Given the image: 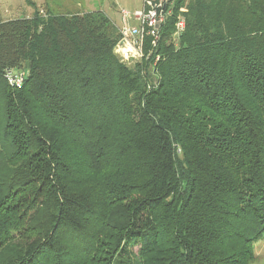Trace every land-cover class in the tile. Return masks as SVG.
<instances>
[{
    "label": "trees",
    "instance_id": "16d2710c",
    "mask_svg": "<svg viewBox=\"0 0 264 264\" xmlns=\"http://www.w3.org/2000/svg\"><path fill=\"white\" fill-rule=\"evenodd\" d=\"M30 5L0 17V264H256L264 0H171L134 65L105 11Z\"/></svg>",
    "mask_w": 264,
    "mask_h": 264
},
{
    "label": "built area",
    "instance_id": "2783aa9c",
    "mask_svg": "<svg viewBox=\"0 0 264 264\" xmlns=\"http://www.w3.org/2000/svg\"><path fill=\"white\" fill-rule=\"evenodd\" d=\"M171 0H144V7L134 13L121 11L123 27L120 30L122 38L117 45L116 52L122 61L130 65L134 59L144 57V38L149 35L154 38L156 45L161 26L165 23L168 14L167 6ZM170 12V11H169ZM136 22V26L132 24ZM185 23L182 19L177 24L178 32L183 31ZM151 55V53L148 55ZM28 72L12 69L6 72V79L11 87L22 88Z\"/></svg>",
    "mask_w": 264,
    "mask_h": 264
},
{
    "label": "rangeland",
    "instance_id": "374dc122",
    "mask_svg": "<svg viewBox=\"0 0 264 264\" xmlns=\"http://www.w3.org/2000/svg\"><path fill=\"white\" fill-rule=\"evenodd\" d=\"M30 1V2H29ZM46 14L47 8L55 14L86 13L91 11H106L114 21L119 31L123 27L121 10L134 13L142 9L144 0H0V17L3 20L31 18L35 8ZM136 26V22L132 20ZM140 62V59L130 61V65ZM256 264H264V238L255 245ZM137 249H133L136 252Z\"/></svg>",
    "mask_w": 264,
    "mask_h": 264
},
{
    "label": "crops",
    "instance_id": "0c3cea01",
    "mask_svg": "<svg viewBox=\"0 0 264 264\" xmlns=\"http://www.w3.org/2000/svg\"><path fill=\"white\" fill-rule=\"evenodd\" d=\"M143 6H144V4H143ZM142 8H143V7H142ZM139 10H141V9L135 10V12H136V11H139ZM94 11H95V10H94ZM121 11H122V10H121ZM105 12H106V11H105ZM106 13H107V12H106ZM107 15H108V14H107ZM109 17H110V16H109Z\"/></svg>",
    "mask_w": 264,
    "mask_h": 264
}]
</instances>
